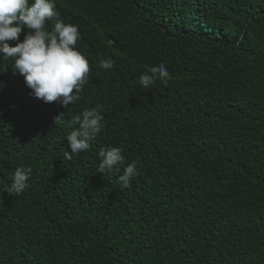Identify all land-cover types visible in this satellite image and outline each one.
<instances>
[{"label": "trees", "instance_id": "1", "mask_svg": "<svg viewBox=\"0 0 264 264\" xmlns=\"http://www.w3.org/2000/svg\"><path fill=\"white\" fill-rule=\"evenodd\" d=\"M55 2L90 71L65 109L0 58V264H264V0ZM97 105L103 131L64 159ZM107 147L136 163L128 188L123 166L96 172ZM18 166L29 187L8 195Z\"/></svg>", "mask_w": 264, "mask_h": 264}, {"label": "clouds", "instance_id": "2", "mask_svg": "<svg viewBox=\"0 0 264 264\" xmlns=\"http://www.w3.org/2000/svg\"><path fill=\"white\" fill-rule=\"evenodd\" d=\"M55 0H0V58L11 59L14 74L23 77L30 94L44 103L57 102L65 109L79 100V93L87 82L90 71L88 59L77 50L81 39L78 26L65 23L59 18ZM53 21L51 30L47 22ZM24 28L23 40L19 36ZM14 41V46H10ZM100 67L113 68V61L101 60ZM159 78L167 84L170 73L164 63L151 68V74H141L138 83L144 89H150ZM101 105L85 109L72 117V123L78 128L65 137L70 148L63 151L64 159L69 161L79 153L89 150L91 142L104 128V116ZM62 121L61 115L55 118V124ZM98 155L96 172L103 175L120 172L118 176L121 188H128L137 177L136 163L125 164V156L120 147L102 148ZM31 168L18 166L7 186L8 195H21L29 187Z\"/></svg>", "mask_w": 264, "mask_h": 264}]
</instances>
